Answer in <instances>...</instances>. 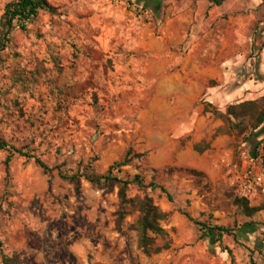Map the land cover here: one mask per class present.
Returning a JSON list of instances; mask_svg holds the SVG:
<instances>
[{
  "label": "rangeland",
  "instance_id": "obj_1",
  "mask_svg": "<svg viewBox=\"0 0 264 264\" xmlns=\"http://www.w3.org/2000/svg\"><path fill=\"white\" fill-rule=\"evenodd\" d=\"M7 1L0 0V15ZM48 1L56 12L40 11L25 31L12 29L0 49V138L69 172L78 161L81 168L94 156L93 169L103 172L113 160L107 157L111 148H117L111 155L119 158L131 147L138 155L121 166L120 175L139 174L145 186L139 190L132 184L127 194L146 193L169 212L160 221L166 236L154 241L167 247L148 256L140 252L136 232L128 228L135 211L124 218L121 229L115 228L116 187L103 192L82 179L75 194L56 170L49 181L32 159L18 156L10 161L6 184L7 152L0 149V197L6 189L13 202L9 214L0 213V240L7 256H16L18 264H264V213L246 216L234 204L238 193L230 173L234 167L239 173L242 164L261 168L264 137L243 145L248 131L237 137L238 155L216 180L175 165L172 156L151 167L147 155L137 152L143 139L135 130L142 103L138 90L144 88L134 74L141 69V54L122 49L126 24L112 19L119 6L142 18L143 8L135 0ZM223 7L226 18H243L255 35L251 53L259 54L264 43L261 0H224ZM263 195L259 189L256 197L247 198L249 204L259 203ZM209 225L229 231L219 241Z\"/></svg>",
  "mask_w": 264,
  "mask_h": 264
},
{
  "label": "crops",
  "instance_id": "obj_2",
  "mask_svg": "<svg viewBox=\"0 0 264 264\" xmlns=\"http://www.w3.org/2000/svg\"><path fill=\"white\" fill-rule=\"evenodd\" d=\"M192 1L137 0L143 18L119 6L112 19L118 25L125 21L122 49L141 54V69L134 72L144 87L138 90L135 130L143 143L137 152L153 168L172 156L175 165L216 180L244 144L234 133L218 131L225 127L221 113L228 104L264 94V43L259 54L251 53L255 35L243 18L225 17L224 0H199L195 6ZM207 102L217 114L204 110ZM200 143L207 147L197 151ZM126 147L123 143L122 151ZM116 149L107 155L113 159L109 164L118 159L111 155Z\"/></svg>",
  "mask_w": 264,
  "mask_h": 264
},
{
  "label": "trees",
  "instance_id": "obj_3",
  "mask_svg": "<svg viewBox=\"0 0 264 264\" xmlns=\"http://www.w3.org/2000/svg\"><path fill=\"white\" fill-rule=\"evenodd\" d=\"M214 4H220L222 0H210ZM130 3V2H129ZM137 3V0L134 2ZM264 6V0H261ZM137 5V4H136ZM57 7L51 4L48 0H9L4 6L0 15V49L3 48L5 41H8V34L14 28L21 31H25L27 24L31 22L40 11H46L49 13H55ZM254 43V42H253ZM254 52V46L251 49ZM204 110H210L214 114L218 111L211 103H206ZM225 120V127L219 128L218 131H225L227 133H234L236 137H239L244 132H247V136L241 139L242 143H252L257 139L258 135L264 133V94L257 99L243 100L238 103L228 104L225 107V113H221ZM243 145V144H242ZM197 151H201L206 144L200 143L194 146ZM256 147V146H255ZM0 149H4L7 154L3 159L4 176L3 179L8 184L10 179V161L13 156L24 157L25 159H32L34 163L40 168L41 172L48 177L50 181L52 171L56 170L57 175L61 180L71 183L75 194L80 192L81 180L84 179L93 184L103 192H110L116 187L117 207L113 212L114 225L116 229H121L124 218L130 213V211L136 212V217L132 223L128 224V228L136 232V247L143 255H150L151 253H157L162 247H167V244L163 246H156L154 244L155 238L165 237L166 231L160 225V221L168 217L169 212L164 211L155 204L152 198L146 194H134L129 196L127 194L130 185L134 184L139 190L145 186L142 182V178L139 174L135 173L132 177H122L120 175L121 166L128 164L134 156L138 153L132 152V148L128 147L121 157L114 160L103 172H96L91 161L96 159L94 156L84 166L80 168L81 161L77 162V169L69 172L61 168L62 164L48 165L37 154L30 152L29 150L23 151L21 147L6 142L0 138ZM133 153V154H131ZM262 174H264V158L262 159L261 166ZM161 190L165 193V188L161 187ZM5 192L0 197V213L9 214L13 208V202L7 199L9 192L5 189ZM234 204H236L240 211L246 216H252L257 211L264 213V195L261 201L256 205H250L246 197L236 195L234 197ZM184 215L195 224L203 225L202 222L194 220L188 213L184 212ZM209 229L216 231L217 240L220 241L223 233H228V228L220 225H209ZM222 250H225L231 255V250L227 246H221ZM0 258L4 264H18L20 260L16 256H7L3 248V243L0 240ZM250 264H255L250 260Z\"/></svg>",
  "mask_w": 264,
  "mask_h": 264
},
{
  "label": "built area",
  "instance_id": "obj_4",
  "mask_svg": "<svg viewBox=\"0 0 264 264\" xmlns=\"http://www.w3.org/2000/svg\"><path fill=\"white\" fill-rule=\"evenodd\" d=\"M231 174L238 195L246 198H254L258 195L259 189L264 192V177L260 165L250 167L242 164L239 173L238 171H234Z\"/></svg>",
  "mask_w": 264,
  "mask_h": 264
}]
</instances>
